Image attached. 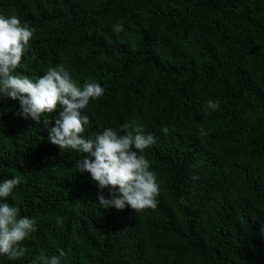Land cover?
Instances as JSON below:
<instances>
[{"label":"trees","instance_id":"obj_1","mask_svg":"<svg viewBox=\"0 0 264 264\" xmlns=\"http://www.w3.org/2000/svg\"><path fill=\"white\" fill-rule=\"evenodd\" d=\"M0 14L35 29L17 72L63 65L105 89L86 138L132 121L155 137L159 185L154 210L99 207L108 190L74 166L87 154L47 138L62 106L46 128L2 98L0 183L21 178L7 202L36 231L0 264L61 249V264H264V0H0Z\"/></svg>","mask_w":264,"mask_h":264},{"label":"clouds","instance_id":"obj_2","mask_svg":"<svg viewBox=\"0 0 264 264\" xmlns=\"http://www.w3.org/2000/svg\"><path fill=\"white\" fill-rule=\"evenodd\" d=\"M113 31L119 33L122 25H115ZM34 32L35 29L22 24L17 16L0 14V99L18 101L23 118L31 117L37 124L43 122L46 128L49 119L44 117L53 113L58 105L62 106L54 126L48 128L47 138L61 151L71 149L87 154L74 166L76 171L89 173L98 190H108L110 198L98 195V206L117 210L129 207L137 212L154 210L159 185L155 172L150 170L145 150L156 142L155 137L151 133L145 134L138 121H132L122 124L120 132L108 127L94 139L86 138L83 135L85 127L91 122L88 116L82 115V110L90 100L100 98L105 89L99 83L87 80L80 86L63 65L48 68L35 80L17 72ZM208 108L219 109V102L209 101ZM162 131L167 133L168 128L164 127ZM200 132L207 135L203 128ZM21 183L20 177L0 183V255L10 260L24 255L21 242L36 231L35 219L21 216L20 209L7 202ZM261 233L264 234V227ZM64 255L62 249L59 255H39L33 264H61Z\"/></svg>","mask_w":264,"mask_h":264}]
</instances>
